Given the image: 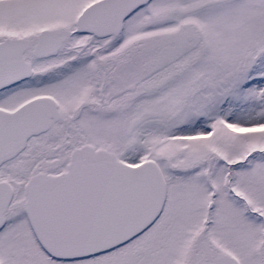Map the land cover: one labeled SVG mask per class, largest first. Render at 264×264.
Instances as JSON below:
<instances>
[{"label":"snow or ice","instance_id":"1","mask_svg":"<svg viewBox=\"0 0 264 264\" xmlns=\"http://www.w3.org/2000/svg\"><path fill=\"white\" fill-rule=\"evenodd\" d=\"M0 264H264V0H0Z\"/></svg>","mask_w":264,"mask_h":264}]
</instances>
